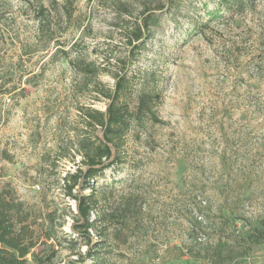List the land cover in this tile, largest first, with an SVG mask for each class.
I'll return each mask as SVG.
<instances>
[{"label":"rangeland","instance_id":"374dc122","mask_svg":"<svg viewBox=\"0 0 264 264\" xmlns=\"http://www.w3.org/2000/svg\"><path fill=\"white\" fill-rule=\"evenodd\" d=\"M179 2L0 0V191L23 203L49 264L86 250L62 178L80 161L81 108L104 109L120 70L124 101L159 93L163 122L131 130L125 161L94 183L105 264H264L249 238L264 221V0L215 18L213 0ZM163 4L132 51L126 20Z\"/></svg>","mask_w":264,"mask_h":264},{"label":"trees","instance_id":"16d2710c","mask_svg":"<svg viewBox=\"0 0 264 264\" xmlns=\"http://www.w3.org/2000/svg\"><path fill=\"white\" fill-rule=\"evenodd\" d=\"M213 1L217 5L210 13L213 18L220 14L222 8L230 11L237 9L245 11L248 6H254L257 2V0ZM179 3V0H166L170 9L174 7L179 10ZM72 4L73 0H66L65 8L69 9V5ZM164 7V4L158 8L144 7L139 19L135 22L126 20V37L129 45L132 46V51L141 49L142 44L150 36L153 26L159 24L160 18L156 10L161 11ZM43 11L44 9L40 7V15L36 18L39 20L40 34L51 29V21L43 14ZM78 63L80 66L81 62ZM80 69L84 72L93 71L87 65L80 66ZM113 77L114 86L101 92L106 101L104 109L81 108L85 130L78 137L80 161L73 172L68 171L62 178L64 190L75 200L77 208L70 226L73 234L77 236L71 241L74 242L76 238L82 239L86 246L84 252L76 253V257L68 256L63 264H88L90 259L92 260L90 264L106 263L107 257L102 255V249L91 234L96 222L92 217L97 203L94 183L106 170L120 166L125 161L123 145L131 130L140 126L146 119L156 123L163 122L153 108L156 100L160 98L159 93L140 92L135 105L130 107L124 101L131 83L130 78L121 70L113 74ZM88 190L90 193L87 194ZM4 193L3 190L0 191V264H32L31 260L35 264H49L51 256L43 257L33 250L38 241L35 239L31 225L26 222L29 212H22L24 211L23 203L16 202L13 196ZM52 231L51 227L47 230V239L53 237ZM249 238L252 245L264 243V221L263 225L257 228ZM29 255L31 260L28 258Z\"/></svg>","mask_w":264,"mask_h":264}]
</instances>
